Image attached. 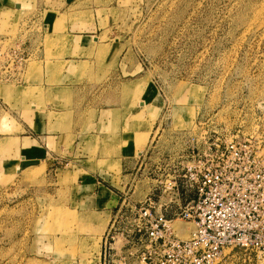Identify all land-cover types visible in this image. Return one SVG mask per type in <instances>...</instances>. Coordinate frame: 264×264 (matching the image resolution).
I'll return each mask as SVG.
<instances>
[{"label": "rangeland", "instance_id": "1", "mask_svg": "<svg viewBox=\"0 0 264 264\" xmlns=\"http://www.w3.org/2000/svg\"><path fill=\"white\" fill-rule=\"evenodd\" d=\"M66 20L95 34L88 46L73 45ZM0 45L23 57L0 78V157L2 136L28 133L24 124L35 115L47 117L45 129L60 132L75 156L92 157L76 161L65 150L57 163L49 156L11 170L0 161V264H101L110 216L83 208L95 176L77 169L103 167L104 160H93L96 113H76L77 134L64 127L72 119L66 108L118 100L143 107L133 120L149 125L150 140L138 132L132 160L110 165L114 177L96 176L118 191L124 215L151 196V210L171 219L182 239L193 228L180 215L188 192L170 181L196 122L264 131V0H7L0 4ZM123 242L120 236L115 246ZM141 248L135 243L130 263ZM167 259L191 264L184 252L169 251ZM211 264H264V253L225 247Z\"/></svg>", "mask_w": 264, "mask_h": 264}, {"label": "built area", "instance_id": "2", "mask_svg": "<svg viewBox=\"0 0 264 264\" xmlns=\"http://www.w3.org/2000/svg\"><path fill=\"white\" fill-rule=\"evenodd\" d=\"M14 59L23 57L0 45V70L6 69L0 78L10 77ZM196 124L180 155L179 173L170 181V187L189 193L180 211L193 223L189 237L179 238L171 219L151 210L148 196L130 216L121 205L116 208L101 236V264H167L169 251L184 252L191 264H211L225 247L264 253V131ZM120 236L124 242L118 248ZM138 241L142 248L130 263L127 257L134 254Z\"/></svg>", "mask_w": 264, "mask_h": 264}, {"label": "crops", "instance_id": "3", "mask_svg": "<svg viewBox=\"0 0 264 264\" xmlns=\"http://www.w3.org/2000/svg\"><path fill=\"white\" fill-rule=\"evenodd\" d=\"M6 1L0 0V4H5ZM76 25V29H73V23L66 20L63 26L68 34L73 35V45L79 47L88 46L90 37L93 39V35L95 34H83L84 32L78 29L79 21ZM66 57V59H70V56ZM137 108L121 107L118 100L117 104L108 107L72 106L65 109L67 113H71L72 123L70 122V125L65 124L64 127L67 128L69 126L71 132H76L77 134L80 133V124L75 125L76 115L87 110L96 113L91 130L96 132L95 135L100 138L99 146L93 160L94 162L104 160L103 167L99 169L93 167V171H91L90 169L87 170L84 168L82 164L75 162L76 166L78 164L81 166L77 169H82L81 172H86L83 174L96 177L91 179V182L88 184L89 191L87 193L90 197L83 203L84 209H96L98 212L103 213L104 216L108 215L111 218L116 208L120 205L118 191L112 188L110 184L102 183L98 180L97 176L102 178V180L105 179L102 174L109 178L110 176L114 177L116 172L109 168L110 165H116L117 168L121 166L122 161L132 160V154L140 151L137 148L139 144L137 140L138 132L146 133L144 142L150 140L151 131L149 130V125L146 123L147 125L143 128L138 126V123L134 124L133 116L143 107ZM47 120L45 115L41 118L35 115L31 124H24L29 131L28 133H7L2 136V141L7 142L6 145L1 147L2 154H4V156L0 157L2 170L15 169L20 163L24 162L35 163L36 161H42L43 159H48L49 156V163H57L58 159H61L62 152L65 150L66 154L70 155V158L76 161L81 160L84 162L92 158L88 154L83 153L80 156H75V150L72 147L65 148L64 143L61 142L62 136L60 132H50L45 129V126L49 124ZM55 124L57 128L60 127L59 122ZM9 140H12V142Z\"/></svg>", "mask_w": 264, "mask_h": 264}]
</instances>
